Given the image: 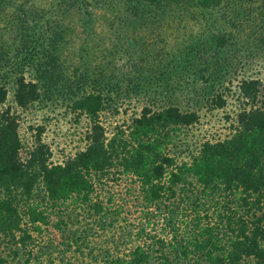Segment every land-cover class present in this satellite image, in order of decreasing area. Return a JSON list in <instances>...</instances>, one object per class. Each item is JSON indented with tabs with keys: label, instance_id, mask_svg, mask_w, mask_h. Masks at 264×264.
Wrapping results in <instances>:
<instances>
[{
	"label": "trees",
	"instance_id": "16d2710c",
	"mask_svg": "<svg viewBox=\"0 0 264 264\" xmlns=\"http://www.w3.org/2000/svg\"><path fill=\"white\" fill-rule=\"evenodd\" d=\"M0 17L14 107L61 100L87 119L83 145L51 161L44 127L26 146L17 112L1 110L0 264L4 249L43 264L53 250L28 246L48 225L79 264H264V71L235 60L264 57V0H0ZM97 17L109 36L97 38ZM164 27L168 50L140 34ZM102 41L126 70L92 65ZM74 55L91 64L70 77ZM203 106L220 110L223 133L198 138Z\"/></svg>",
	"mask_w": 264,
	"mask_h": 264
},
{
	"label": "rangeland",
	"instance_id": "374dc122",
	"mask_svg": "<svg viewBox=\"0 0 264 264\" xmlns=\"http://www.w3.org/2000/svg\"><path fill=\"white\" fill-rule=\"evenodd\" d=\"M10 2H14L18 4L22 0H8ZM34 1L35 3H45L47 0H31ZM96 14L97 16L104 14L103 13V8L96 9ZM185 15V14H184ZM14 16V15H13ZM11 17H7L9 19ZM79 18V16H78ZM102 18L97 17V23L95 24V29L98 33L97 38L101 39V36H109V32L106 29V25L103 24L105 23ZM0 20L2 18L0 17ZM2 23L0 21V32L3 29V26H1ZM185 31L186 29L181 28L180 32ZM260 32H264V27L260 26ZM176 31H174L173 27H168V28H158L155 30V34L147 36L149 34V30H143L140 32L141 35H144L143 37L145 41L154 39L156 42L157 46L156 49H163L165 46V50H168L169 48H172L175 46V38L173 37ZM170 34V35H169ZM160 38H159V36ZM103 44L95 48L96 52L95 55L98 57V60L93 61L92 65H96L97 63H100L102 65L106 66H114L116 65L117 67L123 68L122 70H126L127 66L130 65V63L127 61V56L123 54V52H117L115 53V58L114 61L109 62L108 58L103 56V54H107V49L111 46L110 43L102 41ZM165 42H167V46L165 45ZM10 57V56H9ZM112 58V57H111ZM236 59V66H242V63H245L249 65V67H254L255 64L260 66H255L254 69L250 70L249 72L257 69V68H263L264 71V57L262 56L261 58L258 59H250L251 57L246 56L242 53H238ZM111 61V60H110ZM239 63H238V62ZM13 62H16V59L11 57L10 64L7 65L5 61H3L1 64L2 66L0 67V86L5 88L7 90V96H6V101H4V104H0V112L2 109H4L7 105H11V111L17 112V117H18V123H19V131L20 134L22 135L24 141H26V146H28L34 141V133H35V128L38 125H42L44 127L41 135L43 139L51 146V150L53 152V155L51 156V161H58L61 160L65 157V155H68L72 153L76 148L80 147L83 145V137H84V131H85V126L87 125V119L82 116L80 119V122H76L74 120L73 113L69 114L67 111L66 107L62 104L61 100L55 101V100H42L37 103H33L30 105L27 109H20L14 107V104L11 101L12 98V92H13V79H14V73L12 72V64ZM66 67L68 68L66 71H69L70 77H73L72 71H74L75 67L78 66V68H86L88 65L91 64V60L84 56L81 58H78L74 55L73 60H66L65 63ZM65 68V67H64ZM198 89H196L199 93L198 96L201 97L203 95L202 91L203 88L201 85H197ZM183 97L186 98L187 96ZM207 105H208V101ZM193 104V99L188 101H185V105L187 104ZM230 112H232L234 109V105H231L230 103ZM132 108V107H130ZM128 109L127 111L131 110ZM209 109V108H208ZM207 106H203V108L199 111L200 114H203V128L198 132V138H204L210 134L212 135H219L220 133H223L225 131V127L228 126V122L224 120V117L222 116L220 110L216 111L213 110L211 111L210 109L208 110ZM228 110V109H227ZM130 112V111H129ZM224 113V111H223ZM217 115V116H216ZM220 117V120L219 118ZM113 119H110L109 121L106 122V131H110L112 127H114V124L112 123ZM22 157L26 156L25 150L22 151ZM57 219L55 216H51L50 219V224L53 223ZM46 227H49V229H45ZM34 236V244H29L28 247L31 248V251L34 255L37 253L40 254L42 249L44 250L45 246L49 247L50 249L48 250H53L51 255L47 253H41L40 254V260H44L45 262L43 264H49L48 262L46 263V259H51L52 262L50 264H66L71 261L73 264H79L77 260H82L83 258L79 255V253L75 252H65L63 254L57 252V249L62 250L64 247L63 241L65 238H62L60 235V231L54 229L52 226H43V231L41 233H35L33 234ZM44 246V247H43ZM8 249H4L3 255H7V264H22L24 261L25 256H13V253L8 254ZM63 255V259H66V261H60L61 256ZM60 256V258H59ZM78 258V259H76ZM32 261H36L37 259L32 257ZM84 261L86 259L84 258ZM37 262V261H36ZM35 262V263H36ZM30 264H33L30 262ZM38 264V263H36Z\"/></svg>",
	"mask_w": 264,
	"mask_h": 264
}]
</instances>
